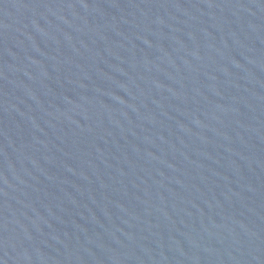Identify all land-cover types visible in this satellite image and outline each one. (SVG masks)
Wrapping results in <instances>:
<instances>
[{"label":"water","instance_id":"water-1","mask_svg":"<svg viewBox=\"0 0 264 264\" xmlns=\"http://www.w3.org/2000/svg\"><path fill=\"white\" fill-rule=\"evenodd\" d=\"M0 264H264V0H0Z\"/></svg>","mask_w":264,"mask_h":264}]
</instances>
